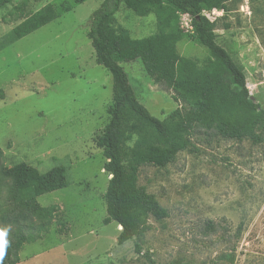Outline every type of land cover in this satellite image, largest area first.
Instances as JSON below:
<instances>
[{
    "label": "rangeland",
    "instance_id": "obj_1",
    "mask_svg": "<svg viewBox=\"0 0 264 264\" xmlns=\"http://www.w3.org/2000/svg\"><path fill=\"white\" fill-rule=\"evenodd\" d=\"M103 2L13 0L0 10V38L49 5L59 12L57 20L0 52L4 166L26 163L40 173L63 167L69 181L37 199L43 207L58 206L60 215L48 233L24 247L18 264H150L146 254L154 264H264V141L202 131L173 163L142 166L139 187L156 197L168 217L150 219L138 243L141 254L135 241L118 243L120 226L104 223L110 175L97 141L109 122L113 80L97 65L88 36L91 16ZM211 19L217 43L242 68L251 99L264 110V0H231ZM117 21L134 39L157 32L155 15L137 17L124 6ZM177 49L201 65L208 57L191 39ZM110 51L152 116L164 120L181 107L175 92L155 83L124 43H112Z\"/></svg>",
    "mask_w": 264,
    "mask_h": 264
},
{
    "label": "trees",
    "instance_id": "obj_2",
    "mask_svg": "<svg viewBox=\"0 0 264 264\" xmlns=\"http://www.w3.org/2000/svg\"><path fill=\"white\" fill-rule=\"evenodd\" d=\"M231 0H104L91 16L88 34L98 66L106 69L113 80V100L109 122L97 146L106 159L104 170L110 179L106 192L107 217L121 226L118 243L138 244L150 230V219L168 217L156 197L138 185L142 166L166 167L178 154L191 150L192 140L202 131L227 140L264 141V110L253 102L246 76L226 49L216 41V22L204 11H226ZM13 0H0V10ZM124 6L137 17L155 15L157 32L134 39L129 30L118 25L117 14ZM192 18L193 33L181 28V15ZM59 12L49 5L14 27L0 38V52L8 46L51 24ZM191 39L208 52L204 64L179 54L177 45ZM124 43L144 66L147 75L158 84L175 92L174 101L181 107L164 120L152 116L140 103L124 68L113 58L110 45ZM5 94L0 90V99ZM0 264L20 263V253L48 233L60 215L58 206L43 207L38 198L62 190L69 185L67 171L55 167L46 173L21 163L3 164L0 148ZM209 226H211L209 224ZM4 230L2 231V229ZM154 264L149 254L144 255ZM231 262L232 257L226 256ZM170 264H184L177 259Z\"/></svg>",
    "mask_w": 264,
    "mask_h": 264
},
{
    "label": "built area",
    "instance_id": "obj_3",
    "mask_svg": "<svg viewBox=\"0 0 264 264\" xmlns=\"http://www.w3.org/2000/svg\"><path fill=\"white\" fill-rule=\"evenodd\" d=\"M219 12H222V11H218V10H213L212 12L204 11L203 15L212 21L211 17L215 16L216 14H219ZM181 22H182L181 23L182 28L185 31H187V32H190V30L193 31L192 18L188 14L181 15Z\"/></svg>",
    "mask_w": 264,
    "mask_h": 264
},
{
    "label": "bare ground",
    "instance_id": "obj_4",
    "mask_svg": "<svg viewBox=\"0 0 264 264\" xmlns=\"http://www.w3.org/2000/svg\"><path fill=\"white\" fill-rule=\"evenodd\" d=\"M122 228H121V226H120V228H119V230H121Z\"/></svg>",
    "mask_w": 264,
    "mask_h": 264
},
{
    "label": "crops",
    "instance_id": "obj_5",
    "mask_svg": "<svg viewBox=\"0 0 264 264\" xmlns=\"http://www.w3.org/2000/svg\"><path fill=\"white\" fill-rule=\"evenodd\" d=\"M111 178V177H110ZM122 230V229H121Z\"/></svg>",
    "mask_w": 264,
    "mask_h": 264
}]
</instances>
